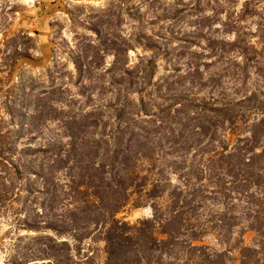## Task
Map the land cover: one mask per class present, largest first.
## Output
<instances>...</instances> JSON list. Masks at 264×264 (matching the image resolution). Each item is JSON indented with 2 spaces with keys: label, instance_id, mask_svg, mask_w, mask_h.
Segmentation results:
<instances>
[{
  "label": "trees",
  "instance_id": "1",
  "mask_svg": "<svg viewBox=\"0 0 264 264\" xmlns=\"http://www.w3.org/2000/svg\"><path fill=\"white\" fill-rule=\"evenodd\" d=\"M220 3L191 34L72 51L78 93L53 70L43 91L13 85L0 108L1 264H264V0ZM141 207L151 215L117 218Z\"/></svg>",
  "mask_w": 264,
  "mask_h": 264
},
{
  "label": "rangeland",
  "instance_id": "2",
  "mask_svg": "<svg viewBox=\"0 0 264 264\" xmlns=\"http://www.w3.org/2000/svg\"><path fill=\"white\" fill-rule=\"evenodd\" d=\"M175 0H66L57 9H51V0H0V108L7 100L13 85L22 83L34 93L49 87L47 71H55L56 84L68 89L65 96L82 90L83 83H76L72 51L85 49L88 45H99L100 48L117 43L121 48L136 46L137 39L142 42L152 34L161 36L170 27L181 34H191L201 21L200 17L212 14V8H221V0L206 6L197 0H182L179 5ZM55 2V1H54ZM244 0H234L231 10L239 9ZM226 6V5H225ZM223 6V7H225ZM176 17L164 20V16L174 14L175 9L184 10ZM225 13L217 18H224ZM214 19V18H213ZM251 20L245 26L255 29ZM220 21H211V29L219 36L224 35ZM114 42V43H113ZM25 52L13 67L12 59L15 50ZM137 53L142 49L129 50L130 62L133 63ZM112 50L105 51V63L109 66ZM126 57V55H124ZM34 81L28 83V80ZM88 84V82H86ZM95 99L97 97H94ZM80 106L76 103L75 109ZM0 111V117L3 116ZM37 143V142H35ZM148 207L132 208L118 214L117 218L136 222L149 217ZM8 226L3 224L0 232ZM3 255L0 254V264Z\"/></svg>",
  "mask_w": 264,
  "mask_h": 264
},
{
  "label": "crops",
  "instance_id": "3",
  "mask_svg": "<svg viewBox=\"0 0 264 264\" xmlns=\"http://www.w3.org/2000/svg\"><path fill=\"white\" fill-rule=\"evenodd\" d=\"M62 1H66V0H51V9L52 8H55V7L58 9L59 8V5H60V3ZM76 1H84V0H76ZM86 1H88V0H86Z\"/></svg>",
  "mask_w": 264,
  "mask_h": 264
}]
</instances>
